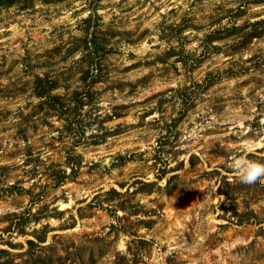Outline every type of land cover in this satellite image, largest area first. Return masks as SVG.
<instances>
[{"label": "rangeland", "instance_id": "rangeland-1", "mask_svg": "<svg viewBox=\"0 0 264 264\" xmlns=\"http://www.w3.org/2000/svg\"><path fill=\"white\" fill-rule=\"evenodd\" d=\"M236 156L264 163V0L0 7V264H264Z\"/></svg>", "mask_w": 264, "mask_h": 264}, {"label": "trees", "instance_id": "trees-1", "mask_svg": "<svg viewBox=\"0 0 264 264\" xmlns=\"http://www.w3.org/2000/svg\"><path fill=\"white\" fill-rule=\"evenodd\" d=\"M15 3V0H0V7H10L11 5H13ZM57 89V83H55L54 81H51L48 83V81H46L45 78L42 77H37L36 81H35V85H34V93L37 97L40 98H45L47 99L46 103L51 104L53 107H55V109H57L60 105L59 108H62L61 110H63V103L61 101V97L59 95L53 94V91ZM76 95L79 93H75ZM75 102V109L79 110L81 109V107L84 105L83 102V98H77V96L74 99ZM71 115H68L67 118L65 119L66 123H67V130H70V132H72L73 124L74 121L71 117H69ZM80 155H77L74 160L72 161V156H70L69 158H67V165L72 169L70 174H66L67 171L66 170H62L60 171L59 177H58V182H62L64 179H66V177H69L71 174L73 175V177L77 174V170L76 168H78L81 165V160H80ZM63 173V174H62ZM29 243L31 245H35V242L30 240ZM4 251V250H3Z\"/></svg>", "mask_w": 264, "mask_h": 264}, {"label": "clouds", "instance_id": "clouds-1", "mask_svg": "<svg viewBox=\"0 0 264 264\" xmlns=\"http://www.w3.org/2000/svg\"><path fill=\"white\" fill-rule=\"evenodd\" d=\"M229 166L243 184L250 185L264 178V163L236 156L230 161Z\"/></svg>", "mask_w": 264, "mask_h": 264}]
</instances>
